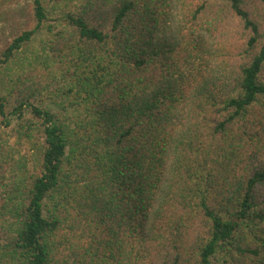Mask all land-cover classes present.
<instances>
[{
  "label": "trees",
  "instance_id": "trees-1",
  "mask_svg": "<svg viewBox=\"0 0 264 264\" xmlns=\"http://www.w3.org/2000/svg\"><path fill=\"white\" fill-rule=\"evenodd\" d=\"M0 264H264V0H0Z\"/></svg>",
  "mask_w": 264,
  "mask_h": 264
},
{
  "label": "rangeland",
  "instance_id": "rangeland-1",
  "mask_svg": "<svg viewBox=\"0 0 264 264\" xmlns=\"http://www.w3.org/2000/svg\"><path fill=\"white\" fill-rule=\"evenodd\" d=\"M11 142L13 143L14 142V139H12Z\"/></svg>",
  "mask_w": 264,
  "mask_h": 264
}]
</instances>
